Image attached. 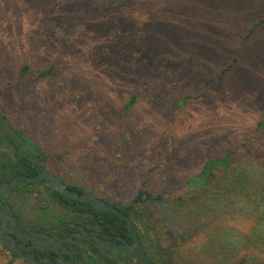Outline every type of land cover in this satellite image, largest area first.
I'll use <instances>...</instances> for the list:
<instances>
[{
	"label": "rangeland",
	"instance_id": "obj_1",
	"mask_svg": "<svg viewBox=\"0 0 264 264\" xmlns=\"http://www.w3.org/2000/svg\"><path fill=\"white\" fill-rule=\"evenodd\" d=\"M111 1L0 0V114L48 158L100 179L113 196L133 197L146 185L153 195L183 198L147 202L172 264H240L247 251L244 264H264V216L253 206L229 195L193 202L206 162L251 143L264 122V26L240 41L264 16V0H247L234 21L240 2L199 4L186 20L199 31L184 36L176 27L172 46L154 58L150 51L160 48L149 10L134 3L107 12ZM201 21L211 36L201 33ZM234 58L239 76L216 81L218 62ZM25 64L34 76L21 78ZM47 70L53 75L39 77ZM200 93L204 101L182 104ZM2 136L0 129V144ZM12 152L11 144L0 146V162ZM5 198L23 215L40 203L24 193ZM0 264H9L1 245Z\"/></svg>",
	"mask_w": 264,
	"mask_h": 264
},
{
	"label": "flooded vegetation",
	"instance_id": "obj_2",
	"mask_svg": "<svg viewBox=\"0 0 264 264\" xmlns=\"http://www.w3.org/2000/svg\"><path fill=\"white\" fill-rule=\"evenodd\" d=\"M39 149L42 153L39 158H31L44 164L35 163L37 172L34 177L42 174L44 169L47 174L38 181L19 182L14 189L0 194V234L15 241L27 257L37 260L39 264H146L134 253L136 251L142 252L150 264H172L167 260L163 237L159 230H155V221L148 210V199L134 205L140 191L127 199L113 196V193L106 191L110 190L109 186L105 183L103 187L99 185L100 179L97 178V181L91 174L87 176L63 167L60 163L62 159H59L60 162L54 161ZM3 157L0 162V185L14 179L1 181L5 165L18 161L17 157ZM63 186L74 194L93 196L113 206L118 214L99 211L89 203L66 197L59 191ZM8 193H15L18 197L21 193L33 195L40 203L23 215L15 209V200L5 198ZM119 214L132 221V229L127 227ZM13 217H16L20 231L28 235L11 230ZM133 232H136L137 239ZM0 244L16 253L14 263L35 264L25 260L3 241Z\"/></svg>",
	"mask_w": 264,
	"mask_h": 264
},
{
	"label": "trees",
	"instance_id": "obj_3",
	"mask_svg": "<svg viewBox=\"0 0 264 264\" xmlns=\"http://www.w3.org/2000/svg\"><path fill=\"white\" fill-rule=\"evenodd\" d=\"M207 0H112L106 7L105 11H118L120 9L127 8L129 6H132L134 3H142L143 6H145L149 12L148 15L150 16L149 23L152 21L153 23H157L155 25L156 28V35L158 34V37L155 41L157 43L158 47L160 49H156V46L153 47V50L157 52V50L164 49L169 46H172L174 43L172 39H169L170 32L176 28L179 27L182 30V33H184V36L190 35L193 32L199 31L197 30V27L195 25L191 26L186 20L190 17L191 13H187L188 11L195 10L197 6L201 3L206 2ZM238 4V8L234 9L231 13L232 21L238 19L239 16V10L241 8V5L246 3L247 0H233ZM152 7L155 12L152 14V11L148 8ZM156 8V9H155ZM202 9L205 15H203L204 19H210V10L208 8ZM198 9V10H199ZM152 14V15H151ZM226 14H230L227 12ZM162 15V16H161ZM225 20H228L224 17ZM257 22L253 23L249 29V33H246L243 38L240 39L241 46H243L244 41L246 38L249 37V34L264 26V16H262L259 20H256ZM203 22V28H201V33L204 34L205 37L211 36V30L213 28L205 21ZM225 22V21H223ZM184 23V26H183ZM222 23L218 22L217 24ZM243 23H239L238 25V31H241ZM234 29V28H232ZM156 36L154 35V38ZM235 37V36H233ZM187 40H190V37L186 38L183 42L186 44ZM196 40H198L196 38ZM175 51L178 52L180 50V47H174ZM185 48V47H184ZM191 49V48H190ZM189 49V50H190ZM153 50L150 51V55L152 58L156 57L157 53H154ZM190 53V51H189ZM241 53L243 55V50H241ZM225 55V53H223ZM191 61L194 60V58H189ZM230 59V58H229ZM230 63H228L227 66H222V62H218V74L216 77V81H221L224 78H226L231 73L236 72L235 71V65L237 63V58H234ZM222 66V67H221ZM34 72L32 71L31 66L25 64L21 71L20 76L21 78H30L34 76ZM50 75H53L52 70H47L39 74V77H48ZM236 75L239 76V74L236 72ZM242 76V73L240 74ZM243 77V76H242ZM139 98V95L134 94L133 98L130 100L128 107L130 108L135 104L137 99ZM207 98L206 93H200L198 95H188L183 97L184 101L182 104H189V103H198L202 102ZM9 124H11L8 116L2 115ZM12 126V124H11ZM14 129V127L12 126ZM0 129L3 133L2 140L4 144H11L13 148V152L11 157H17L18 161L12 162L5 165V171L2 175L1 181H7L12 178H15L17 175H25L29 177H34L36 170V164L34 162H31L27 157H25L20 149L16 146L15 142L13 141L10 134L7 133V131L4 129L3 125L0 123ZM17 135L19 136L22 143L25 145L28 156L39 158V156L42 154L40 153V149L37 148L34 144H36L33 139L26 133V131L23 130H16L14 129ZM261 130V131H259ZM255 135L252 134L249 135L247 139L251 143L246 142L243 143L242 146L239 148H236L233 151H230L223 157H217L209 160L206 162L202 172L200 173L197 183L198 186L201 187V196L196 197L195 201H193L195 204L202 198V195H209L212 194L214 196L219 195H229L230 198H239L243 199L247 205L253 206V209L256 210L258 215L264 216V122L259 124L255 130ZM261 133V134H258ZM249 143V144H248ZM202 181V182H201ZM149 190L146 185H143L140 192L137 194L136 199H134V205L139 203L140 200L144 201L145 199H148L150 202H156V203H169V201L172 200V202L181 204V200L183 198H166L163 195H153L150 191H144ZM213 196V198H214ZM141 201V202H142ZM171 202V203H172ZM258 210V211H257ZM256 213V215H257ZM264 230V229H263ZM262 230V231H263ZM254 237V236H253ZM3 248V251L6 252L9 256V264H13L16 259V253L13 251H9V248H7L6 245L0 244ZM249 250V249H248ZM246 256H243V258L240 261V264H244L246 259L248 260V251L245 254Z\"/></svg>",
	"mask_w": 264,
	"mask_h": 264
},
{
	"label": "water",
	"instance_id": "obj_4",
	"mask_svg": "<svg viewBox=\"0 0 264 264\" xmlns=\"http://www.w3.org/2000/svg\"><path fill=\"white\" fill-rule=\"evenodd\" d=\"M0 123L3 125V127L5 128L7 133L10 134V136L12 137L13 141L15 142V144L17 146H19L22 154L25 157H27L31 162H34L36 164H44V162L38 161V160L28 156L26 147L23 145L22 141L20 140V138L17 135V133L15 132V130L12 128V126L8 123V121L3 116H0ZM45 174H47V170L46 169H44L43 173L40 174L37 177H29V176H25V175H17L10 183L0 185V194H4V193L14 189L19 182L38 181ZM59 191L63 195L68 197V198H71V199L79 201V202L89 203V204L93 205L95 209H98L99 211H104V212L111 211V212H114V213L118 214V211L113 206L107 205L103 201H100V200L96 199L93 196L74 194V193L70 192L65 186L61 187L59 189ZM119 216L127 223V227L129 229L133 228V223L127 216H125L124 214H119ZM13 221H14L13 228H11V230L13 232L18 233L20 235H28V234H23L20 231V228H19L18 221H17L16 217H13ZM133 234H134L135 238L137 239L136 232H133ZM0 241H3L5 244H7L9 247H11L14 251H16L20 256H22L28 262H34L35 264H39V262L37 260H35L33 258H30V257H27L23 253V251L20 250L19 245L15 241H12V240L8 239L5 236V234H0ZM134 253L137 254L140 258H142L145 261L146 264H150L148 258L142 252L136 251Z\"/></svg>",
	"mask_w": 264,
	"mask_h": 264
}]
</instances>
